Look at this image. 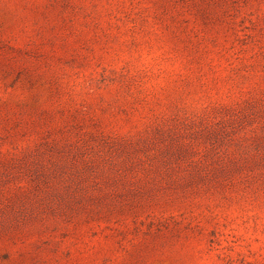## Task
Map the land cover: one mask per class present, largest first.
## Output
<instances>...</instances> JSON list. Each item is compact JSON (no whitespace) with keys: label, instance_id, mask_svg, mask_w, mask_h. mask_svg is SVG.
<instances>
[{"label":"rangeland","instance_id":"rangeland-1","mask_svg":"<svg viewBox=\"0 0 264 264\" xmlns=\"http://www.w3.org/2000/svg\"><path fill=\"white\" fill-rule=\"evenodd\" d=\"M0 264H264V0H0Z\"/></svg>","mask_w":264,"mask_h":264}]
</instances>
